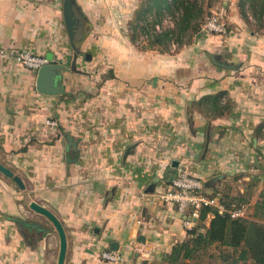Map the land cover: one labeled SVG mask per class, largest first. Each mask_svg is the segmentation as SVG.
<instances>
[{
    "label": "crops",
    "instance_id": "1",
    "mask_svg": "<svg viewBox=\"0 0 264 264\" xmlns=\"http://www.w3.org/2000/svg\"><path fill=\"white\" fill-rule=\"evenodd\" d=\"M74 2L75 9H90V0ZM62 3L0 0V48L25 49L45 57L50 53L56 58V45L63 43L67 34ZM84 41H90V32ZM259 41L264 44V36L254 39L252 45L247 43L251 50L241 56L243 66L231 73L224 67L207 65L199 55L184 58V50L170 55L119 50L118 81L111 92L117 97L106 107L102 131L90 134L105 139L102 149L98 140L90 141L89 146L79 142L73 131L76 121L67 117L66 105L73 99L38 92L37 71L0 56V163L25 185L20 189L0 172V264H57V233L46 217L26 210V192L28 207L35 201L62 223L67 239L64 264H117L99 258L100 251L110 249L112 243L126 259L122 264H157L173 244L186 238L176 207L159 199L169 188L172 175L161 174L144 184L139 178V170L151 166L141 164L143 152L135 140L143 111L142 93L151 96L155 89L159 92L164 87L183 92L187 99H175L176 104L190 100V96L200 98L219 91L233 101V110L216 118L206 161H195L201 146L193 144V150L183 143H170L167 154L158 161L163 165L167 158L176 156L181 159L179 165L185 162L194 174L205 175V184L219 175L223 181L232 177L233 200L240 198L245 215L254 217L264 195V47L255 45ZM78 75L65 72L63 82ZM69 90L65 86L66 94ZM153 101L152 97L146 99L150 106ZM51 119L56 127L46 123ZM130 137L133 143H127ZM177 164L173 159L172 167ZM127 170H134V176L128 177ZM212 172L217 176L208 177ZM220 178L210 188L205 185L207 194L216 193ZM227 204L235 208L238 203ZM13 219L39 224L45 231L19 230Z\"/></svg>",
    "mask_w": 264,
    "mask_h": 264
},
{
    "label": "rangeland",
    "instance_id": "2",
    "mask_svg": "<svg viewBox=\"0 0 264 264\" xmlns=\"http://www.w3.org/2000/svg\"><path fill=\"white\" fill-rule=\"evenodd\" d=\"M142 2L143 0H90V9L84 11L79 6L80 10L78 8L76 10L79 13V17L81 16L83 19V27L82 36L78 41H74L78 58V62L76 60L77 71L70 72H78L80 76L78 75V78L70 76L65 83L62 79L64 89L65 86L70 87V93L66 94L65 91V94L56 96L66 101L73 99L71 104L66 105L68 110L67 117L74 120V122L76 121L73 131L76 132L79 142H85L88 146L90 141L95 143L96 140H98L100 149L104 146L105 139L100 134V138L93 135L90 136V134L94 131H97V134L102 131L104 119L106 118L104 114L108 112L106 107L108 104H114V99L117 97L112 95L111 92L113 83L118 81L119 50L124 48L136 49L143 52H151L153 55L177 54L184 50V58L185 56L190 57L189 55H199L201 59L206 60L207 65L220 68V66L215 65L211 61L209 54L212 53L217 55L221 61L233 66L224 68L231 73L243 66L242 57H245L248 49L251 50V46L247 45V43L252 45L254 44V39H262L264 36V31L256 29L255 22L249 12L247 13L248 19L242 16L238 7V0H203V7L206 11H209V15H216L225 23V34L207 33L201 27L200 31L190 38L189 42L186 41L188 43L181 46L173 44L170 46L168 53H159L157 50L150 49L141 50L142 47L147 45V36L143 33L140 34L137 30H131L128 24L132 20L135 10L140 7ZM162 24L163 26L171 25L169 17L166 16ZM89 32L90 41H84ZM132 35L136 37V42L134 43L131 41ZM255 45L264 47V44L260 41L258 43L255 42ZM56 48L57 57L53 60L55 62L61 60L63 65L70 67L75 51L70 45L67 34L66 40L63 43H58ZM87 54L90 55L89 59L85 57ZM144 92L142 93V99L144 100L142 117L141 122L137 124L135 140L137 144H141L140 149L143 152L141 164L151 166L140 169L139 178L144 184L158 179L161 174L166 177L173 176L178 168L197 175L198 173L194 174V171L190 170L187 163L183 162L179 165L181 159L175 158L176 156L167 158L166 164L163 165L159 164L158 158L162 157L164 153L167 154L170 143L175 145L183 143L185 147L189 145L191 146L190 149L193 150V144H197L198 147L201 146L199 152L195 154V161H206L208 156H210L208 145L215 136L216 118L232 111L234 108L233 101L222 93L216 107L212 110L205 101L201 102L199 100L202 97L195 98L190 96V100L184 101L187 98L180 90L172 92L169 88L164 87L163 90L160 88L159 92L155 89L153 91L154 94H151V96H147ZM174 93L175 95L172 96L171 94ZM150 97L154 100L152 106L146 102V99ZM175 99L184 100L176 104L173 102ZM260 128H262L261 125ZM139 132L141 133L139 134ZM131 138L127 139V143H133ZM62 143L64 147L65 137H62ZM188 152L184 156L188 155ZM146 153L150 157L146 156ZM120 157L118 155L117 159ZM61 159L63 160L62 157ZM173 159L178 161L175 168L171 165ZM203 169L207 172L206 167H203ZM214 172L208 177L211 175L214 177ZM125 174L128 177H133L134 170H127ZM199 175L201 176V174ZM202 178L205 179L207 177L202 175ZM217 183H220V185L215 189L216 193H222L226 203L234 201L231 196L233 189L232 177L225 181L221 177ZM24 197L26 210L33 211L27 205V192L24 193ZM30 218L33 219L32 216ZM252 219L255 222L264 224V217ZM160 262L157 264H161ZM241 264L252 263L247 261Z\"/></svg>",
    "mask_w": 264,
    "mask_h": 264
},
{
    "label": "trees",
    "instance_id": "3",
    "mask_svg": "<svg viewBox=\"0 0 264 264\" xmlns=\"http://www.w3.org/2000/svg\"><path fill=\"white\" fill-rule=\"evenodd\" d=\"M238 7L245 19H248L249 12L256 29L264 31V0H238ZM73 10L76 42L80 39L77 35H81L83 22L77 19V8L74 7ZM208 12L203 7V0H143L128 26L131 30L147 36V45L141 50L168 53L170 46L188 43L200 31L210 17ZM166 16L169 17L171 25L163 26ZM135 38L134 35L131 36L133 43L136 42ZM222 93L219 91L199 100L205 101L213 110ZM240 200H234L238 203L236 207L241 204ZM219 201L226 210H230V205L221 194ZM255 210L252 218L264 217V195ZM252 218H232L227 211L219 213L213 207H202L194 226L187 230L186 238L173 244L170 251L162 256L160 263L241 264L250 261L252 264H264V224L255 222Z\"/></svg>",
    "mask_w": 264,
    "mask_h": 264
},
{
    "label": "built area",
    "instance_id": "4",
    "mask_svg": "<svg viewBox=\"0 0 264 264\" xmlns=\"http://www.w3.org/2000/svg\"><path fill=\"white\" fill-rule=\"evenodd\" d=\"M202 29L207 33L223 35L226 33L225 23L220 17L212 15L206 19ZM0 56L11 58L21 66L37 71L41 66L49 63L44 55L34 53L30 50L16 48H0ZM50 126H55L56 121L47 120ZM159 199L176 207V211L182 216V224L186 230L191 229L199 216L202 207H213L219 213L227 211L232 218L245 217L246 208L239 207L226 210L219 201V197L209 195L205 192V179L193 175L186 170L178 168L171 177L169 188L160 193ZM99 258L105 263L122 264L125 257L117 250L104 249L100 251Z\"/></svg>",
    "mask_w": 264,
    "mask_h": 264
},
{
    "label": "water",
    "instance_id": "5",
    "mask_svg": "<svg viewBox=\"0 0 264 264\" xmlns=\"http://www.w3.org/2000/svg\"><path fill=\"white\" fill-rule=\"evenodd\" d=\"M74 0H63L62 3V15L64 20V25L66 29V33L70 42L71 47L74 49L75 53L73 54L72 61L70 64V67H66L63 65L62 61L55 62L53 60L52 55L49 53L46 55V58L48 59L49 63L41 66L37 70V76H36V89L38 92L46 95H58L63 94L65 92L64 86L62 84V77L63 73L70 72V71H77L76 69V60H77V50L76 46L74 44ZM211 61L220 67L229 68L233 67L229 64H227L224 61H221L217 55L210 53L209 54ZM86 59L90 58V55L85 56ZM68 140H70V137H68ZM0 172L6 175L7 177L12 178V180L15 182V184L20 188L24 189L25 185L22 181V179L18 175H14V173L8 169L6 166H4L2 163H0ZM221 176H217L216 178H220ZM216 178H213L205 184L206 187L210 188ZM29 208L33 210L34 212L43 215L46 217L51 224L53 225L57 236L59 240V250H58V256H57V264H64L65 256H66V249H67V239H66V233L64 230V227L60 220L47 208H45L43 205L31 201L29 203ZM17 224V228L21 230V227H29V228H35L37 230L45 231L42 226L39 224L33 223V222H27L20 219H13ZM24 236V234L22 233ZM110 249L116 250L117 245L115 243H112L110 246Z\"/></svg>",
    "mask_w": 264,
    "mask_h": 264
},
{
    "label": "flooded vegetation",
    "instance_id": "6",
    "mask_svg": "<svg viewBox=\"0 0 264 264\" xmlns=\"http://www.w3.org/2000/svg\"><path fill=\"white\" fill-rule=\"evenodd\" d=\"M22 227H24V226H22ZM22 227H21V228H22Z\"/></svg>",
    "mask_w": 264,
    "mask_h": 264
}]
</instances>
